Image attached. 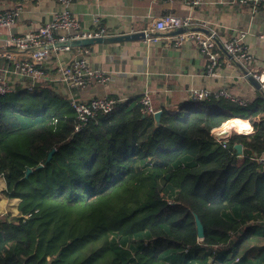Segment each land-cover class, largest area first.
Instances as JSON below:
<instances>
[{"label": "trees", "instance_id": "trees-1", "mask_svg": "<svg viewBox=\"0 0 264 264\" xmlns=\"http://www.w3.org/2000/svg\"><path fill=\"white\" fill-rule=\"evenodd\" d=\"M234 117L255 131L218 140ZM77 122L46 79L0 94L3 192L21 199L0 217V264H125L110 234L139 244L131 264H264V166L250 158L264 151L263 101L190 100L160 121L117 104Z\"/></svg>", "mask_w": 264, "mask_h": 264}, {"label": "crops", "instance_id": "crops-1", "mask_svg": "<svg viewBox=\"0 0 264 264\" xmlns=\"http://www.w3.org/2000/svg\"><path fill=\"white\" fill-rule=\"evenodd\" d=\"M58 3V0H0V11L14 6L22 8L13 25L0 27V46L12 35L35 29L50 20ZM69 6L85 30L104 26L108 35L146 31L148 36L88 46L91 67L105 71L110 80L107 83L95 81L84 89H71L59 79L58 58L64 62L73 54V50H59L56 53L58 58L53 55L45 66L49 84L67 100L71 93L82 99L108 95L115 98L117 104L140 105L141 110L140 96L148 94L156 110L177 112L184 103L192 100L191 89L223 88L237 98L246 100V104L264 102L261 88L246 76L243 68L226 52L223 51L218 67L219 75L212 76L208 73L205 56L194 42L187 40L180 46L166 44L162 37L171 35L176 29L159 32L162 37L157 40L150 39L153 34H158L153 30L157 18L166 14L191 16L194 28L216 32L219 47L229 38L243 33V40L254 55L253 64L264 66L263 4L239 7L233 0H206L194 6L188 0H73ZM0 66L9 67L10 62L0 57ZM246 120L250 126L254 124L250 119ZM246 120L245 129L250 131ZM5 189V178L0 176V217L18 215L21 199L6 196L3 192ZM188 260L189 263L196 262L193 258ZM216 264L223 262L217 260Z\"/></svg>", "mask_w": 264, "mask_h": 264}, {"label": "built area", "instance_id": "built-area-1", "mask_svg": "<svg viewBox=\"0 0 264 264\" xmlns=\"http://www.w3.org/2000/svg\"><path fill=\"white\" fill-rule=\"evenodd\" d=\"M73 0H58V7L53 12L50 20L35 29L26 30L19 34L12 35L2 46H0V57L10 62L9 67L0 66V94L13 92L19 89H32L37 79L49 80L47 64L53 57H57L59 50L70 51L73 54L67 61L61 62L58 58V76L61 81L68 85L71 89H84L97 81L107 83L110 76L101 69L92 68L88 58V46L72 47L65 45L62 47L54 45L59 41L73 40L77 38L95 37L107 35L104 26H98L96 29L85 30L78 16L72 11L69 4ZM191 5H198L206 0H188ZM239 7L251 4L257 7L259 4L264 5V0H233ZM20 6H14L7 10L0 11V27H10L20 14ZM191 16H181L178 14L163 15L154 22L153 30L158 34H153L150 39L157 40L161 38L159 32L172 31L180 27H185V31L164 35L162 38L166 40L168 46H180L185 41L194 42L202 54L206 58V67L208 73L212 76L219 75L218 67L221 63L223 51L230 55L234 62L238 63L247 70V75L254 76L260 83V88L264 93V66L253 64L254 55L248 49L243 40L244 34L241 33L229 38L219 47V40L215 31L205 32L192 26ZM12 75L15 78L12 79ZM31 79L30 83L29 80ZM190 98L192 100H211L219 98H227L241 105H246V100L237 98L227 89H211V88H194L191 89ZM142 103V112L154 113L156 109L153 107L151 98L148 94L140 96ZM70 104L75 109L78 122L75 126L77 131L82 130L89 120H94L100 116H107L117 105V100L108 95L95 96L88 99H82L75 93H71ZM256 120H262L261 116H257ZM249 133L255 131V125L252 124ZM215 129V128H214ZM212 130V134L220 141H227L231 136V132L225 138H219L218 130ZM220 129V128H219ZM241 155V154H240ZM250 158L264 166V151L261 153L252 152Z\"/></svg>", "mask_w": 264, "mask_h": 264}, {"label": "water", "instance_id": "water-1", "mask_svg": "<svg viewBox=\"0 0 264 264\" xmlns=\"http://www.w3.org/2000/svg\"><path fill=\"white\" fill-rule=\"evenodd\" d=\"M201 29L203 31H205V32H209L210 31L209 29H206V28H201ZM183 31H185V27H180V28H177L175 31H172L171 34H177V33L183 32ZM147 36H148V32H146V31H131V32H125V33H122V34H115V35H108L107 34V35H104V36L77 38V39H73V40H70V41L69 40H67V41H59V42H56L54 45L50 44V45H47L46 47H48V48H51L53 46L62 47V46H65V45H71L72 47L90 46L93 43H114V42H122V41H129V40L144 39ZM242 68H243L244 72L247 73V70H245L244 67H242ZM247 77L250 80H252L254 82V84L259 86V88H260V83L258 82V80L254 76L249 74V75H247ZM162 114H163V110L162 109L156 110L154 112V117H155L156 121H160ZM228 135H229V133L228 134H224L223 130L218 133L219 138H225ZM236 149H237V152L239 154H241L242 151H243V145L241 143H237L236 144ZM55 150L56 149L54 148L52 151H50V153L48 155V158H47V161L50 160V158L52 157V155H53ZM43 165L44 164L41 163V164L37 165L35 167V169H38V168L42 167ZM32 171H33V168H29L27 170V172H26V175H28ZM196 224H197L198 236L199 237H204V225H203L202 221L200 220V218L197 215H196Z\"/></svg>", "mask_w": 264, "mask_h": 264}, {"label": "rangeland", "instance_id": "rangeland-1", "mask_svg": "<svg viewBox=\"0 0 264 264\" xmlns=\"http://www.w3.org/2000/svg\"><path fill=\"white\" fill-rule=\"evenodd\" d=\"M225 124V123H224ZM223 124V125H224ZM222 125V126H223ZM221 126V128H222ZM220 127H217V130H219ZM220 128V129H221ZM216 129V128H215ZM214 129V130H215ZM216 131V130H215ZM233 133H248V131L246 129H241V130H232L231 131V134ZM162 184V188L163 190L165 191L166 188L165 186L163 185L164 183H161ZM110 239L112 240V243L118 247L119 249H121L122 251V254H123V259H122V263H127V264H131V259L133 258L134 254H135V251H136V248L138 247L137 244L138 243H134V242H128L127 245H126V241H121V237H119L118 235H112L110 234ZM124 240V239H123ZM127 240V239H125ZM137 240H139V238H137ZM139 245V244H138ZM124 260V261H123Z\"/></svg>", "mask_w": 264, "mask_h": 264}, {"label": "bare ground", "instance_id": "bare-ground-1", "mask_svg": "<svg viewBox=\"0 0 264 264\" xmlns=\"http://www.w3.org/2000/svg\"><path fill=\"white\" fill-rule=\"evenodd\" d=\"M245 127H246V123L244 119L234 117L226 121L225 124L222 126V128L220 126L221 129H219L218 131L220 132L223 130L224 134H228L232 130H241V129H245ZM215 130H217V128ZM249 132L250 131H248V133Z\"/></svg>", "mask_w": 264, "mask_h": 264}]
</instances>
